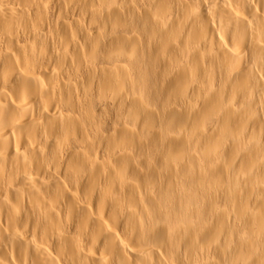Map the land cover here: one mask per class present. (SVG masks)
I'll return each instance as SVG.
<instances>
[{
  "label": "clouds",
  "instance_id": "clouds-1",
  "mask_svg": "<svg viewBox=\"0 0 264 264\" xmlns=\"http://www.w3.org/2000/svg\"><path fill=\"white\" fill-rule=\"evenodd\" d=\"M0 264H264V0H0Z\"/></svg>",
  "mask_w": 264,
  "mask_h": 264
}]
</instances>
